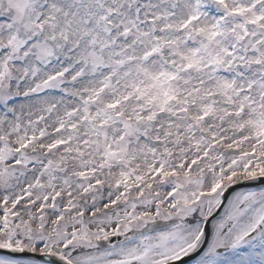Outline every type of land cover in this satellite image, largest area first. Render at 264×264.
Returning a JSON list of instances; mask_svg holds the SVG:
<instances>
[{
  "label": "snow or ice",
  "instance_id": "6c2138e0",
  "mask_svg": "<svg viewBox=\"0 0 264 264\" xmlns=\"http://www.w3.org/2000/svg\"><path fill=\"white\" fill-rule=\"evenodd\" d=\"M0 264H264V0H0Z\"/></svg>",
  "mask_w": 264,
  "mask_h": 264
}]
</instances>
